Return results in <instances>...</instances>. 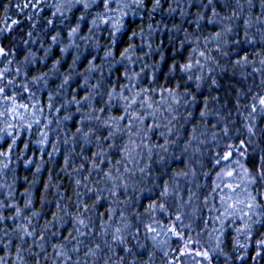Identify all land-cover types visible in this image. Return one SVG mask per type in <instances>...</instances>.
I'll list each match as a JSON object with an SVG mask.
<instances>
[{"label":"snow or ice","instance_id":"obj_1","mask_svg":"<svg viewBox=\"0 0 264 264\" xmlns=\"http://www.w3.org/2000/svg\"><path fill=\"white\" fill-rule=\"evenodd\" d=\"M0 264H264V0H0Z\"/></svg>","mask_w":264,"mask_h":264}]
</instances>
